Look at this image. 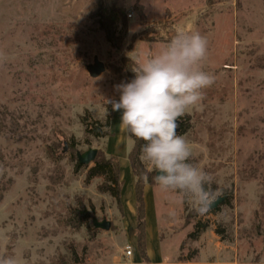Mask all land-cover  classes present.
I'll use <instances>...</instances> for the list:
<instances>
[{"label": "rangeland", "instance_id": "rangeland-1", "mask_svg": "<svg viewBox=\"0 0 264 264\" xmlns=\"http://www.w3.org/2000/svg\"><path fill=\"white\" fill-rule=\"evenodd\" d=\"M100 3L108 27L119 31L127 21L120 47L97 23L95 0H0V256L19 264L138 263L135 218L100 192L104 176L86 182L94 162L77 171L73 158L120 142V161L128 142L121 112L105 137L87 134L81 116L89 110L105 121L107 100H119L115 85L131 81L127 68L138 71L178 32H199L208 40L203 68L216 80L180 118L178 134L191 148L189 162L211 174V187L229 202L199 215L194 202L156 186L155 196L165 199L158 217L165 258L139 263L258 264L264 258V0ZM95 58L105 64L98 77L88 69ZM125 166L127 200L136 193ZM81 204L90 217L75 228L70 224ZM94 216L110 219L111 229L95 228ZM199 222L208 224L202 238L189 237ZM128 244L136 257L125 256Z\"/></svg>", "mask_w": 264, "mask_h": 264}, {"label": "clouds", "instance_id": "clouds-1", "mask_svg": "<svg viewBox=\"0 0 264 264\" xmlns=\"http://www.w3.org/2000/svg\"><path fill=\"white\" fill-rule=\"evenodd\" d=\"M208 40L199 32H178L159 53L148 57L130 82L115 85L119 100L108 99L121 112V126L144 141L142 159L157 171L154 182L164 191L179 192L207 214L219 198L214 178L189 162L192 151L178 134L180 118L199 106L204 90L216 80L205 71ZM146 178V177H145ZM0 264H19L14 256H0Z\"/></svg>", "mask_w": 264, "mask_h": 264}, {"label": "trees", "instance_id": "trees-1", "mask_svg": "<svg viewBox=\"0 0 264 264\" xmlns=\"http://www.w3.org/2000/svg\"><path fill=\"white\" fill-rule=\"evenodd\" d=\"M97 9V23L105 30L108 41H110L114 46L120 47L125 40V38L129 35L127 21L123 22L122 27L119 31L117 28L114 29L113 26H107L104 22L103 13L100 11L101 9V0H95ZM99 4V5H98ZM116 33H119L117 36ZM126 63H130L132 67H136V63L131 58L124 59ZM128 69V77L130 80L135 78V71ZM139 70V68H137ZM108 115L105 121H101L99 119L93 118L92 114L89 110L86 111L84 115L81 116V122L85 126V132L87 134H91L95 137H105L110 135L109 127L111 125L113 119V110L110 104H107ZM180 129L179 132H181ZM178 132V133H179ZM185 131H183L184 133ZM129 133V132H128ZM130 134V133H129ZM130 136L134 140V146L132 147L129 153V161L133 170V173L137 176V182L135 185V193H136V204H137V241L140 248L141 256L145 262H149L150 258L147 254L146 248V222H145V197H144V188L146 182L154 183L153 177L155 174V170L149 171L144 165L141 154L142 147L144 145V141L135 138L133 135ZM76 162V170L78 171L83 165L80 162L78 156H73ZM98 176H104L105 181L99 184L98 189L100 192H108L110 193L116 200L117 205L120 210L124 211L121 191L123 187V179L121 178L120 173V161L116 156L107 157L103 151L98 152V156L94 161V165L88 168L86 173V182L90 183L91 180ZM146 177V178H145ZM229 199L225 201L228 203ZM82 209L75 210L78 220L70 225L79 228L81 227L90 217V212L88 209L81 204ZM94 208V207H93ZM208 226L207 223L199 222L196 224V228L189 234V237L198 238L202 230H204Z\"/></svg>", "mask_w": 264, "mask_h": 264}, {"label": "crops", "instance_id": "crops-1", "mask_svg": "<svg viewBox=\"0 0 264 264\" xmlns=\"http://www.w3.org/2000/svg\"><path fill=\"white\" fill-rule=\"evenodd\" d=\"M113 123L115 122V111H114V115H113V119H112ZM128 142H127V146H125V150L122 151V155L120 156L122 159L120 160V168L122 166L123 168V163H125V167L128 168V164H130L129 161V153L132 149V147L134 146V140L133 138L130 136V134L128 133ZM122 147L123 145L118 144L117 148L116 147H112L110 150H106V149H102L103 152L105 153V155L107 156H118L120 155L119 152V147ZM124 147V146H123ZM100 149V148H98ZM131 167V164H130ZM132 170V167H131ZM121 173V172H120ZM132 178L134 181V188L137 182V176L133 173L132 170ZM121 178H123V174L121 173ZM158 186L155 182L154 183H150V182H146L145 184V188H144V197H145V222H146V248H147V254L150 258V260H161L165 257H163V255L161 256V254L163 253V247L161 245V230L162 228L160 227L159 224V206L160 205H164L165 204V199H161V198H157V196H155V187ZM121 197H122V203H123V208L125 209V211L127 213H130L131 216H133L135 218L134 220V240H137V234H136V230H137V204H136V194L132 195V198L130 197L129 199L126 200L125 195H124V191L122 188L121 191ZM129 200V201H128ZM191 233V231H190ZM189 233V234H190ZM199 237L202 238L201 235H199ZM129 246H131L130 244H128ZM135 256V251L133 250V255L132 257ZM131 257V258H132ZM136 257V256H135ZM138 263L135 264H141L139 263V261L142 259V257L139 255L136 257ZM258 264H264V258H262Z\"/></svg>", "mask_w": 264, "mask_h": 264}, {"label": "water", "instance_id": "water-1", "mask_svg": "<svg viewBox=\"0 0 264 264\" xmlns=\"http://www.w3.org/2000/svg\"><path fill=\"white\" fill-rule=\"evenodd\" d=\"M89 72L92 77H98L105 71V64L99 58H95L94 63L89 66ZM180 131V127L177 129ZM99 149L98 148H89L85 152H78L77 156L80 162L84 165H89L94 162L98 156ZM157 175V172H156ZM227 200V195L219 196L218 200L213 204L212 210L219 208L225 201ZM93 225L97 229L110 230L112 227V221L108 218L99 219L98 217H93Z\"/></svg>", "mask_w": 264, "mask_h": 264}, {"label": "built area", "instance_id": "built-area-1", "mask_svg": "<svg viewBox=\"0 0 264 264\" xmlns=\"http://www.w3.org/2000/svg\"><path fill=\"white\" fill-rule=\"evenodd\" d=\"M129 16H132V14H129ZM125 256L127 257V258H131L132 257V255H133V249H132V247L131 246H127L126 247V249H125Z\"/></svg>", "mask_w": 264, "mask_h": 264}]
</instances>
